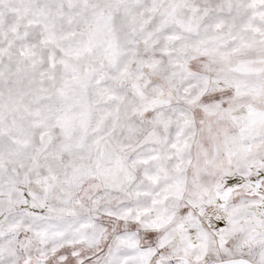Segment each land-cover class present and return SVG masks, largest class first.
Returning <instances> with one entry per match:
<instances>
[{
	"label": "snow or ice",
	"instance_id": "snow-or-ice-1",
	"mask_svg": "<svg viewBox=\"0 0 264 264\" xmlns=\"http://www.w3.org/2000/svg\"><path fill=\"white\" fill-rule=\"evenodd\" d=\"M0 264H264V0H0Z\"/></svg>",
	"mask_w": 264,
	"mask_h": 264
}]
</instances>
